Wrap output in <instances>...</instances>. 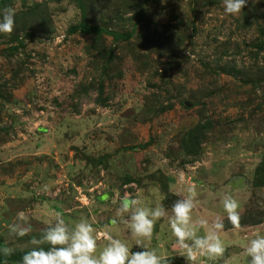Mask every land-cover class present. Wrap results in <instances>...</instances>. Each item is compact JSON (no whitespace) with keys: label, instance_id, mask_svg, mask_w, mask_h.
I'll return each mask as SVG.
<instances>
[{"label":"rangeland","instance_id":"rangeland-1","mask_svg":"<svg viewBox=\"0 0 264 264\" xmlns=\"http://www.w3.org/2000/svg\"><path fill=\"white\" fill-rule=\"evenodd\" d=\"M0 2V14L15 10L0 33V255L36 247L60 217L92 224L97 256L112 238L142 251L141 239L189 264L169 217L195 189L197 234L200 219L224 225L223 255L197 252L195 264H248V242L264 235V0L238 15L223 0ZM84 7L88 23L126 36L70 33ZM125 197L167 210L150 239L131 235Z\"/></svg>","mask_w":264,"mask_h":264},{"label":"clouds","instance_id":"clouds-1","mask_svg":"<svg viewBox=\"0 0 264 264\" xmlns=\"http://www.w3.org/2000/svg\"><path fill=\"white\" fill-rule=\"evenodd\" d=\"M248 4V0H223L225 13L238 15ZM15 26V10L7 8L0 14V33L11 34ZM171 190V186H170ZM189 195L178 199L172 205V215L169 224L177 245L186 249V258L189 264H195L196 253L207 254L209 258L222 256L223 242L219 231L224 225L216 222L211 230L207 229L208 222L200 219L198 223L205 227L204 235H198L192 223V212L197 206L195 189H189ZM222 205L227 213L229 222L236 228L240 227L239 202L231 195H225ZM131 211L130 232L133 237L150 239L156 221L168 215L162 204L154 208L140 205L137 199L125 197L120 204L118 213L123 215ZM20 221H27L23 211L17 214ZM11 231L23 237L27 234L26 228L13 225ZM94 228L87 220H80L74 228H69L65 221L58 217L54 226L49 227L40 239L33 238L31 243L36 245L22 256L21 264H168L166 258L158 255L156 249L148 250L137 240V245L143 250L132 252L120 239H110L108 245L97 256V241L93 235ZM191 241V243H189ZM47 243L49 248L40 245ZM3 255L10 256L12 248H3ZM248 264H264V235H256L248 242L245 249ZM227 264V262H226Z\"/></svg>","mask_w":264,"mask_h":264},{"label":"trees","instance_id":"trees-1","mask_svg":"<svg viewBox=\"0 0 264 264\" xmlns=\"http://www.w3.org/2000/svg\"><path fill=\"white\" fill-rule=\"evenodd\" d=\"M3 2V1H2ZM1 3V2H0ZM83 19L81 22H79L78 24H75V25H72L70 28H69V32L70 33H77V32H80V33H84V34H95V35H103V34H114L116 37L118 38H124L126 35L124 34H119V33H115V32H112L110 30H108L106 27L102 26V25H93L91 23H88V18L85 17V14H87V7H84L83 9ZM52 22V19L49 20V23L51 24ZM131 37V35H130ZM129 37V38H130ZM19 47L20 46H24V43L23 41L20 39L19 40ZM18 46L14 47L15 49H18ZM177 198V197H175ZM30 249H28L29 251ZM28 251H25V252H21V253H12V255L10 256H5V255H0V264H4V263H8L10 261H14V260H22V256L28 252ZM175 261H172V260H168V264H174Z\"/></svg>","mask_w":264,"mask_h":264}]
</instances>
